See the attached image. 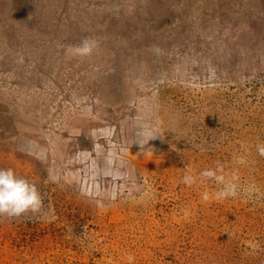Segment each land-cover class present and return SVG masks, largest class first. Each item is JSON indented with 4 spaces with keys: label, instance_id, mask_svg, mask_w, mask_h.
Returning a JSON list of instances; mask_svg holds the SVG:
<instances>
[{
    "label": "rangeland",
    "instance_id": "rangeland-1",
    "mask_svg": "<svg viewBox=\"0 0 264 264\" xmlns=\"http://www.w3.org/2000/svg\"><path fill=\"white\" fill-rule=\"evenodd\" d=\"M258 144L264 0H0V264H264Z\"/></svg>",
    "mask_w": 264,
    "mask_h": 264
},
{
    "label": "clouds",
    "instance_id": "clouds-1",
    "mask_svg": "<svg viewBox=\"0 0 264 264\" xmlns=\"http://www.w3.org/2000/svg\"><path fill=\"white\" fill-rule=\"evenodd\" d=\"M98 42L86 37L78 45L72 47L71 52L78 57H90L98 48ZM157 54L159 50L157 49ZM148 141L151 134L147 137ZM141 146V142H139ZM257 152L264 157V144L257 145ZM202 177L215 178L217 181L223 182V176H217L212 170H205L200 173ZM195 182V177L185 175L183 183L191 186ZM237 185L235 183H226L223 190L219 193V198L236 197L238 195ZM204 199H208L205 194ZM43 208V197L37 186L28 179L18 176L12 168H0V217L9 219L20 217L26 213L36 214L41 212ZM132 259L131 256L128 257Z\"/></svg>",
    "mask_w": 264,
    "mask_h": 264
}]
</instances>
